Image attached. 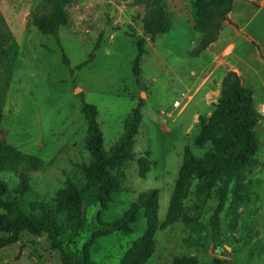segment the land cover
<instances>
[{
  "label": "rangeland",
  "instance_id": "1",
  "mask_svg": "<svg viewBox=\"0 0 264 264\" xmlns=\"http://www.w3.org/2000/svg\"><path fill=\"white\" fill-rule=\"evenodd\" d=\"M38 1L0 0L13 41L10 59L0 62V138L44 164L29 173L23 209L30 212L31 201L53 206L58 190L86 184L83 166L91 164L92 153L82 112L85 103L98 111L103 147L108 150L121 134L125 117L143 99L134 157L121 176L119 172L121 190L106 207L87 208L86 222L69 247L86 249L95 264H174L176 257L211 264L215 256L224 257L226 264H264V0H232L216 40L196 56L190 52L201 36L194 28L200 0H163L172 27L152 40L143 35L146 9L133 0H75L67 8L68 22L59 30V43L34 25ZM122 1L127 19L120 13ZM141 37L144 52L136 80L129 61ZM229 70L253 91L259 114L254 127L259 163L243 172L237 191L230 185L214 237L210 218L217 182L192 174L188 185H179L178 196L173 193L185 150L198 157L211 150L210 145H195L199 120L211 115L220 97V79ZM182 91L196 93L184 107L174 108L173 100ZM0 180L12 191L18 175L0 169ZM147 189L157 192L152 226L153 214L145 213L128 234L101 230V223L118 219ZM172 201L184 217L166 223ZM60 221L67 242L64 214ZM3 235L7 234L0 232ZM0 264L62 263L60 251L50 246L45 234L23 232L0 246Z\"/></svg>",
  "mask_w": 264,
  "mask_h": 264
},
{
  "label": "trees",
  "instance_id": "2",
  "mask_svg": "<svg viewBox=\"0 0 264 264\" xmlns=\"http://www.w3.org/2000/svg\"><path fill=\"white\" fill-rule=\"evenodd\" d=\"M74 1L39 0L33 11V23L38 31L54 36L59 43V30L67 24V8ZM231 2L232 0H200L196 6L194 28L201 32V36L196 48L190 52L192 56L198 55L216 40L221 23L231 10ZM133 3L146 9L141 19L144 36L152 40L155 35L164 34L171 29L172 22L164 13L163 0H133ZM144 42V37L136 41L137 53L131 62V71L136 80L140 74L139 63L144 52ZM12 43V35L0 13V62L10 59L9 48ZM97 49L96 43L93 50ZM63 61L69 64L65 56ZM139 101L138 106L125 117L121 134L108 150L103 147L98 111L90 104L82 106L87 126L86 140L92 153L91 164L83 166L86 184L83 187L70 184L58 190L53 206L46 202L31 201L28 204L30 212L23 209L21 197L28 190L29 173L41 169L44 164L38 156L21 151L0 138V169L14 171L18 175V182L12 191L8 189L6 182L0 180V232L7 234L0 237V246L16 241L23 232L36 236L45 234L50 246L60 251L62 264H95L89 259L86 249L72 250L68 243L83 228L87 208L96 204L106 207L113 194L121 190L119 172L121 176L126 162L134 157L133 144L142 117L140 105L143 99ZM258 117L252 89L242 85L239 75L229 70L221 78L220 97L211 115L199 120L200 131L195 138V145L199 148L210 145L211 150L201 157L194 155L189 149L185 150L173 196H178L181 185L189 184L192 174L209 176L215 180L218 184L217 202L210 218L214 237L220 230V213L225 207L230 185L233 184V191H237L243 172L259 163L255 156L257 138L254 132ZM176 206L177 203L172 201L166 223L179 216L184 217L176 210ZM156 209L157 192L155 189H147L123 215L111 222L101 223L100 228L104 232L119 230L128 234L134 223L145 213L153 214L152 221H149L152 226L156 222ZM61 214L65 215L69 228L70 237L67 242L62 239L66 230L60 221ZM174 264L197 262L195 257H176ZM211 264H226V259L215 256Z\"/></svg>",
  "mask_w": 264,
  "mask_h": 264
},
{
  "label": "built area",
  "instance_id": "3",
  "mask_svg": "<svg viewBox=\"0 0 264 264\" xmlns=\"http://www.w3.org/2000/svg\"><path fill=\"white\" fill-rule=\"evenodd\" d=\"M195 93V91L193 93L182 91L179 97L173 100L172 106L174 108L184 107L195 96Z\"/></svg>",
  "mask_w": 264,
  "mask_h": 264
},
{
  "label": "crops",
  "instance_id": "4",
  "mask_svg": "<svg viewBox=\"0 0 264 264\" xmlns=\"http://www.w3.org/2000/svg\"><path fill=\"white\" fill-rule=\"evenodd\" d=\"M107 2H109L110 0H106ZM123 2H125V1H122L121 3V5H120V13L121 12H123L124 13V11L125 12H127V10H125V8H124V5H123ZM137 7V6H136ZM124 16H125V13H124ZM125 18H126V16H125ZM127 19V18H126ZM126 19H125V21H126ZM110 40H113V38L115 37V33H112L111 35H110ZM129 38H131L130 36H129ZM132 60H133V57H131V59H130V64H131V62H132ZM221 80V79H220ZM219 84H220V82H219Z\"/></svg>",
  "mask_w": 264,
  "mask_h": 264
},
{
  "label": "water",
  "instance_id": "5",
  "mask_svg": "<svg viewBox=\"0 0 264 264\" xmlns=\"http://www.w3.org/2000/svg\"><path fill=\"white\" fill-rule=\"evenodd\" d=\"M224 254V250H220V255H223Z\"/></svg>",
  "mask_w": 264,
  "mask_h": 264
}]
</instances>
